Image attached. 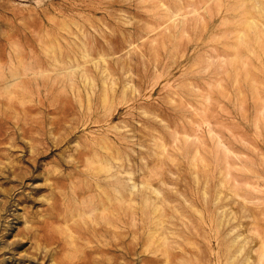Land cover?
Here are the masks:
<instances>
[{
    "label": "rangeland",
    "instance_id": "obj_1",
    "mask_svg": "<svg viewBox=\"0 0 264 264\" xmlns=\"http://www.w3.org/2000/svg\"><path fill=\"white\" fill-rule=\"evenodd\" d=\"M0 264H264V0H0Z\"/></svg>",
    "mask_w": 264,
    "mask_h": 264
},
{
    "label": "bare ground",
    "instance_id": "obj_2",
    "mask_svg": "<svg viewBox=\"0 0 264 264\" xmlns=\"http://www.w3.org/2000/svg\"><path fill=\"white\" fill-rule=\"evenodd\" d=\"M115 196H116V195H115ZM118 197H119V196H118ZM118 201H119V200H118ZM109 203H111V202H109ZM121 203H122V202H121ZM119 204H120V203H119ZM103 205H104V204H103ZM117 205H118V204H117ZM117 207H118V206H117ZM124 207H125V205H124ZM114 208H115V206H114ZM104 209H105V208H104ZM127 209H128V208H127ZM94 210H95V209H94ZM106 210H107V209H106ZM156 210H158V209L156 208ZM96 211H97V208H96ZM93 212H94V211H93ZM103 212H104V211H103ZM91 213H92V212H91ZM89 214H90V213H89ZM89 214H88V215H89ZM104 214H105V213H104ZM105 216H106V215H105ZM159 217H160V216H159ZM90 218H92V216H91ZM159 219H160V218H159ZM90 220H91V219H90ZM120 220H121V219H120ZM97 223H98V222H97ZM107 223H108V222H107ZM92 224H93V223H92ZM112 225H113V224H112ZM115 228H116V226H115ZM121 228H122V227H121ZM103 229H104V227H103ZM118 229H119V226H118ZM96 232H97V230H96ZM97 233H98V232H97ZM97 233H96V234H97ZM104 233H106V232H104ZM72 235H73V233H72ZM103 235H104V234H103ZM114 235H115V234H114ZM154 236H155V235H154ZM154 236H153V237H154ZM72 237H73V236H72ZM72 237H71V238H72ZM126 238H127V237H126ZM122 239H123V238H122ZM73 240H74V239H73ZM90 242H91V241H90ZM90 242H89V243H90ZM71 243H72V242H71ZM117 244H118V243H117ZM121 244H122V243H121ZM123 244H124V243H123ZM73 245H74V244H73ZM86 245H87V243H86ZM90 245H91V244H90ZM99 245H100V244H99ZM101 245H103V244H101ZM114 245H115V247H116V244H114ZM125 245H127V244H125ZM88 246H89V245H88ZM110 247H111V246H110ZM126 247H128V246H126ZM98 248H99V247H98ZM108 248H109V247H108ZM108 248H106V249H108ZM103 249H104V248H103ZM124 249H125V248H124ZM125 250H127V248H126ZM71 251H73V249H72ZM103 251H104V250H103ZM127 252H128V251H127ZM68 253H69V252H68ZM73 254H74V253H73ZM103 256H104V255H103ZM72 257H73V255H72ZM74 260H75V259H74ZM97 260H98V259H97ZM109 261H110V260H109ZM109 261H108V262H109ZM91 263H92V262H91Z\"/></svg>",
    "mask_w": 264,
    "mask_h": 264
}]
</instances>
